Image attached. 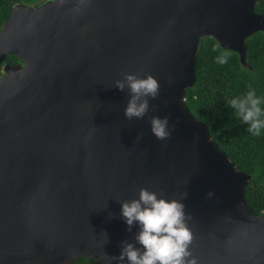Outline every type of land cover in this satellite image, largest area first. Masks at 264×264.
<instances>
[{
	"label": "water",
	"instance_id": "1",
	"mask_svg": "<svg viewBox=\"0 0 264 264\" xmlns=\"http://www.w3.org/2000/svg\"><path fill=\"white\" fill-rule=\"evenodd\" d=\"M256 1L45 0L12 9L0 30V264H117L138 230H127L120 201L141 188L187 193L198 264H264V211L245 196L251 176L185 102L203 37L245 64L246 39L264 30ZM125 73L160 84L141 119L124 116L129 92L115 82ZM153 116L168 117L170 138L151 134Z\"/></svg>",
	"mask_w": 264,
	"mask_h": 264
},
{
	"label": "trees",
	"instance_id": "2",
	"mask_svg": "<svg viewBox=\"0 0 264 264\" xmlns=\"http://www.w3.org/2000/svg\"><path fill=\"white\" fill-rule=\"evenodd\" d=\"M45 0H0V30L12 9L18 4L35 5ZM255 12L264 16V0H257ZM246 60L223 48L211 36L200 40L195 61L196 82L185 91V102L190 111L205 122L211 138L233 162L235 167L251 176L245 191L247 203L258 214L264 211V132L253 136L231 108L229 101L247 93L249 86L264 97V30L246 39ZM222 53L227 63H217ZM10 64L19 62L7 54ZM3 74L0 67V76ZM264 107V105H262ZM75 264H100L94 259L81 258Z\"/></svg>",
	"mask_w": 264,
	"mask_h": 264
},
{
	"label": "clouds",
	"instance_id": "3",
	"mask_svg": "<svg viewBox=\"0 0 264 264\" xmlns=\"http://www.w3.org/2000/svg\"><path fill=\"white\" fill-rule=\"evenodd\" d=\"M216 59L217 63L225 64L228 56L222 53ZM115 87L122 92L128 89L124 116L129 120L143 118L149 111V99H156L160 91L156 78L139 77L135 73H125L122 80L115 82ZM229 104L237 117L248 125L250 134L260 136L264 132V97L258 96L255 88L249 86L246 94L232 98ZM149 124L157 140L170 138L168 117L153 116ZM213 195L209 191L207 198ZM186 198L187 193L182 199H176L141 188L138 198L120 201L121 218L127 230L132 232L133 227L138 230L134 233V242L121 243L119 255L113 256L117 264H198L190 250L193 233L188 226L191 217L183 203Z\"/></svg>",
	"mask_w": 264,
	"mask_h": 264
}]
</instances>
